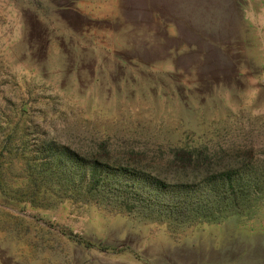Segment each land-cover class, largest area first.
<instances>
[{
	"label": "rangeland",
	"instance_id": "rangeland-1",
	"mask_svg": "<svg viewBox=\"0 0 264 264\" xmlns=\"http://www.w3.org/2000/svg\"><path fill=\"white\" fill-rule=\"evenodd\" d=\"M0 264H264V0H0Z\"/></svg>",
	"mask_w": 264,
	"mask_h": 264
},
{
	"label": "trees",
	"instance_id": "trees-1",
	"mask_svg": "<svg viewBox=\"0 0 264 264\" xmlns=\"http://www.w3.org/2000/svg\"><path fill=\"white\" fill-rule=\"evenodd\" d=\"M103 173H108L106 169L101 171ZM127 176V177H126ZM114 178H119L120 179V186L123 187L119 192L122 194H119V198L122 200L123 204H125V200H128V202L131 199L135 200L137 198H144L147 203H145L146 207H144L145 215L153 214L154 212H159L158 210L155 209L156 206L162 204L159 200L164 199L165 202H170L174 204L173 206L170 207V210H166L167 207L165 206L164 209L168 214L174 215L178 209H182L183 211L181 213L185 214L186 211H188V218L189 219H195L198 211L197 209H189V207H194L198 205L199 203H203L205 201H197L196 197L200 196L199 198H211V200L207 201H212L213 203L215 201H221V200H226L228 198H231L232 196L237 197L236 194H234L233 191H230V188L226 185V183L222 181V183L217 184V190H221L220 193L216 192L215 189H209L206 188L202 192H196V191H189V190H183V192L175 193L176 191L174 190H169V189H164L158 184V178L155 176H138L135 174H132V172L127 171V174L125 175L120 173V175H115ZM122 178H125L127 181L126 185H123L122 183ZM231 182V178H229ZM115 181V180H114ZM131 188V189H130ZM167 194H170L168 199H165ZM180 196L182 198V202L177 199V196ZM131 195V199H130ZM159 202V203H158ZM127 206V204H125ZM186 211H184V209ZM161 213V212H160Z\"/></svg>",
	"mask_w": 264,
	"mask_h": 264
}]
</instances>
